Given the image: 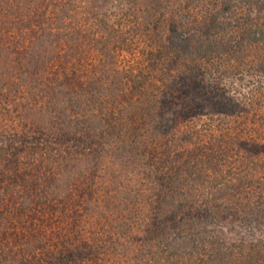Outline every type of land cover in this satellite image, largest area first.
<instances>
[{"label": "trees", "instance_id": "obj_1", "mask_svg": "<svg viewBox=\"0 0 264 264\" xmlns=\"http://www.w3.org/2000/svg\"><path fill=\"white\" fill-rule=\"evenodd\" d=\"M205 117L208 142L183 145ZM248 123L264 125V0H0V264H101L110 158L153 181L142 264H264V195H239L250 160L264 169Z\"/></svg>", "mask_w": 264, "mask_h": 264}, {"label": "rangeland", "instance_id": "obj_2", "mask_svg": "<svg viewBox=\"0 0 264 264\" xmlns=\"http://www.w3.org/2000/svg\"><path fill=\"white\" fill-rule=\"evenodd\" d=\"M235 75L237 76L236 78H238V75L236 73ZM236 78H234L233 80L235 82L234 86L238 87L239 81L237 82ZM224 88L222 87L220 89L218 88L219 92L222 91ZM217 123L218 120L216 118L210 119L205 117L203 120L197 121L193 125V128L197 129V130L196 129L193 130V132L197 131L196 135L188 136L189 137L188 141H186V143H183V145L192 146L195 143L204 144L203 142H208V140H206L208 138V133L213 130L215 132L216 130L215 126ZM241 126L242 125H234L232 123H228V125L224 127L225 128L227 127L231 131V129L233 128L239 130L242 128ZM255 126H257L258 131L254 129ZM243 128L250 130V132H245V133L242 132V137H241L242 140L245 139L248 140L249 138L252 137L254 139L253 142H257V143L260 142L264 144V134L262 133L263 136L261 138H258L257 135L260 132H263L264 125L261 124L254 125L248 123V125H246ZM217 132L218 131H216V133ZM238 142L241 143L242 141L238 140ZM252 160H250L251 164L258 166V168L253 169L251 168V164H250V166L245 168L246 173L239 174L240 176L246 175L249 178L250 177L252 178V183H248L247 180L243 182V186L246 188L243 189L242 191L243 193L239 194L240 196L243 197L241 199L242 201H240L241 203L243 202V204H245L244 196L250 198L251 201L253 200L255 202V200L260 194L264 195V186L262 180L264 178L263 177L264 169H262L260 165H257V163L259 162L258 158L256 159L252 158ZM105 162L107 163H102L103 170L107 172L108 170L110 171V169H114L115 172H113L112 175L114 176V178L111 177L110 175L111 181L110 183H107L111 185L110 194L108 193L110 190L107 192V194H109V198H108L109 201H107L106 198L103 196L96 195L98 199V203L96 204L95 210L99 214L101 215L105 214L106 216L105 219H103L102 221L104 226L100 223L95 227V231H97L96 237L97 239L99 238V240H96L98 242L97 243L98 245L94 246V248L98 249V251L100 252V258L102 260L101 264H142L144 259H146V256H144L145 254L142 253L141 238L143 237L146 226H148L150 222V217L155 211V206H154L155 200L153 199L154 195H151V192L154 187L153 181L152 179H150L146 170L147 166L144 165L143 161L141 162L143 165H139V167L135 168L134 172L131 173L122 172L123 168L121 166L118 167V165H114L113 164L114 160L112 158L107 159ZM260 163L261 164L264 163V160H261ZM233 171L235 172V170ZM234 176L235 175L227 176L226 181L234 180ZM259 185H261V187ZM107 186L105 187L106 191L108 189ZM194 199L191 200L194 202L193 204L195 205L193 206H195L196 209V211L192 210L193 213L200 214L201 213L200 211H202L203 209L207 210L206 209L207 204L205 200L202 199V196L200 194L197 193V196L194 197ZM224 203H225L224 201H220L218 204L219 206H223ZM208 204L211 205V202L210 203L208 202ZM231 204L232 206H234L236 203H234L233 201V203ZM187 208L188 207H186V209ZM220 221L221 220L217 218L216 223L218 224V222ZM200 222H202V225H205L203 226L204 228H211L214 225L211 222L210 217H208L207 220L201 219ZM188 224L189 222L182 225L183 227L188 228L189 227ZM221 225H222L221 227L223 228L229 227V225L226 222L224 223L222 222ZM262 228H263V232L260 233L258 237L264 239V226ZM243 235L247 236L246 231L245 234ZM146 264H154V263L153 261H151V262H147Z\"/></svg>", "mask_w": 264, "mask_h": 264}]
</instances>
